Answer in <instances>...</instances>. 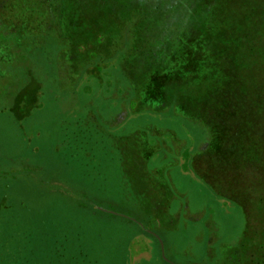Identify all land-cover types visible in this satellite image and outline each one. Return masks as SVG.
I'll return each instance as SVG.
<instances>
[{
  "label": "rangeland",
  "instance_id": "374dc122",
  "mask_svg": "<svg viewBox=\"0 0 264 264\" xmlns=\"http://www.w3.org/2000/svg\"><path fill=\"white\" fill-rule=\"evenodd\" d=\"M115 11L116 22L104 10L102 25L89 23L76 40L92 44L102 32L119 57L123 14ZM32 44L0 45V264H231L247 229L233 189L253 191L235 169L264 170V117L252 113L260 90L244 91V116L233 124L240 139L228 138L216 160L225 138L213 106L176 113L173 102L156 108L154 97L131 106L139 91L124 84L123 70L78 74ZM171 62L170 71L186 58ZM236 143L261 154L233 157Z\"/></svg>",
  "mask_w": 264,
  "mask_h": 264
},
{
  "label": "trees",
  "instance_id": "16d2710c",
  "mask_svg": "<svg viewBox=\"0 0 264 264\" xmlns=\"http://www.w3.org/2000/svg\"><path fill=\"white\" fill-rule=\"evenodd\" d=\"M89 7L95 9L90 21ZM104 10L110 17L115 10L123 14L119 57H113L115 46L105 42L102 32H96L92 44L80 40L89 23L92 29L102 25L108 16L103 20ZM51 37L54 40L49 41ZM172 37L176 40L171 45ZM180 38L187 42L175 44ZM28 40L33 52L44 47L59 54L61 69L65 61L66 69L76 65L82 75L123 70L124 84L139 91L131 106L154 105L149 103L152 97L158 100L156 108L173 102L176 113L180 106H213L216 132L227 139L216 160L228 138L240 139L233 124L244 116L245 90H260L252 93V113L264 117V85L256 80L264 77V0H0V45L9 51L7 46L22 48ZM176 56L186 62L170 71ZM236 146L233 157L245 162H254L261 154ZM235 171L239 183L251 179L253 191L233 189L245 209L247 229L229 262L264 264V170Z\"/></svg>",
  "mask_w": 264,
  "mask_h": 264
}]
</instances>
